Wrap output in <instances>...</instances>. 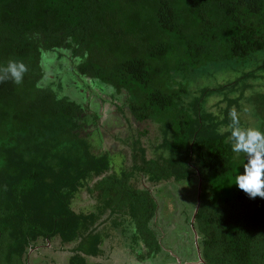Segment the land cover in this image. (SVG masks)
Returning a JSON list of instances; mask_svg holds the SVG:
<instances>
[{"label":"trees","instance_id":"trees-1","mask_svg":"<svg viewBox=\"0 0 264 264\" xmlns=\"http://www.w3.org/2000/svg\"><path fill=\"white\" fill-rule=\"evenodd\" d=\"M258 51L264 0H0V64L18 58L29 68L21 84H0V264H28V250L46 244L66 252L65 264H104L116 230L137 261L155 257L159 200L149 187L179 183L192 212L198 199L187 219L197 264H264V198L234 183L244 156L220 132L243 91L214 113L205 88L184 102L187 86L172 76ZM64 75L85 82L77 96L64 90ZM242 76L264 87V62ZM91 85L132 122L156 125L157 154L143 140L148 129L137 128L122 140L129 158L113 170L109 150L88 138L99 127L81 97ZM247 100L264 129V90Z\"/></svg>","mask_w":264,"mask_h":264},{"label":"rangeland","instance_id":"rangeland-1","mask_svg":"<svg viewBox=\"0 0 264 264\" xmlns=\"http://www.w3.org/2000/svg\"><path fill=\"white\" fill-rule=\"evenodd\" d=\"M263 62L264 52L258 51L242 63L229 61L220 64H210L209 66L206 65L197 71L191 72L188 76H181L174 73L172 76L175 81L185 83L187 86V95L184 97V102L189 101L192 97H198L201 88H205V92L209 93L203 95L204 105L206 109L214 113H217L224 106L225 97H234L242 89L243 97L239 99L240 107L235 109L232 106L231 108L239 113L242 124L258 127L259 118L253 113L252 106L247 98L255 92L263 91L264 87L259 78L243 77L242 74L254 70ZM240 78H243V81ZM235 80H237L236 89L232 91L226 90L229 87L228 84ZM62 82L64 90L75 96L80 92L79 89L82 88V83H85L82 79L70 75H64ZM242 83L245 85L244 87H242ZM63 92L62 90L61 93ZM81 97L87 99L90 109H95L99 112V127L96 130L89 129L88 138L94 149L105 148L109 150L113 170L118 171L121 166V161L129 158L128 147L123 145L122 140L129 134H135L137 128L148 129L149 134L143 140L146 142L147 149L150 153H158V149L154 148L159 141V131L153 122L136 124L132 122L126 111L124 115L118 113L112 105L101 100V98L104 100L109 99L107 93L101 88L92 85L91 88H84L82 89ZM139 186L149 187L144 179H140ZM185 187L193 195V182L186 183ZM149 188L159 200L157 201L158 216L153 219V223L156 226L155 230L159 232L162 251L155 257L137 261L133 253L126 247V240L123 235L116 230L112 238L107 242H112L116 247L105 253L104 259H102L103 263L197 264V255L195 250L192 249V243L194 244L193 233L191 235L187 229V219L192 212L193 206L187 205L189 195L186 191H182L183 185L179 183V185H170L165 188L161 185H156ZM75 204H78L80 208H85L88 202L84 196V198L78 197L75 200ZM107 243L105 244L106 250H108ZM47 246L48 244L38 246V249L41 250L37 251V253L28 250V264H50L48 263L49 258L55 261V264H65L66 252L64 250H57L54 253H49L46 250ZM44 253L51 255L50 257L42 258V254ZM89 260L91 261L92 259L90 258Z\"/></svg>","mask_w":264,"mask_h":264},{"label":"clouds","instance_id":"clouds-1","mask_svg":"<svg viewBox=\"0 0 264 264\" xmlns=\"http://www.w3.org/2000/svg\"><path fill=\"white\" fill-rule=\"evenodd\" d=\"M28 71L29 68L23 60L9 59L5 64H0V84L11 81L19 85ZM228 115L229 123L220 132H227L231 150L244 156L243 172L238 173L234 183L250 198H264V129L242 124L235 109Z\"/></svg>","mask_w":264,"mask_h":264},{"label":"water","instance_id":"water-1","mask_svg":"<svg viewBox=\"0 0 264 264\" xmlns=\"http://www.w3.org/2000/svg\"><path fill=\"white\" fill-rule=\"evenodd\" d=\"M198 189H199V179H198V182H197V194H198ZM198 206V199H196V204H195V207L193 209V212H192V215H191V218H190V223L192 222L193 220V215L194 213L196 212V208ZM192 233H193V240H194V247H195V252H196V255H197V262L196 263H203V260L202 258L200 257V254H199V250H198V247H197V244H196V238H197V235L196 233L194 232V230L192 229ZM36 248V247H35Z\"/></svg>","mask_w":264,"mask_h":264}]
</instances>
